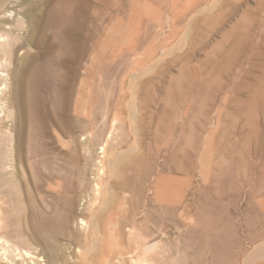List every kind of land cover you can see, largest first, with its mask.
Masks as SVG:
<instances>
[{
  "label": "rangeland",
  "instance_id": "1",
  "mask_svg": "<svg viewBox=\"0 0 264 264\" xmlns=\"http://www.w3.org/2000/svg\"><path fill=\"white\" fill-rule=\"evenodd\" d=\"M72 2L0 0V264H254L264 0Z\"/></svg>",
  "mask_w": 264,
  "mask_h": 264
},
{
  "label": "bare ground",
  "instance_id": "2",
  "mask_svg": "<svg viewBox=\"0 0 264 264\" xmlns=\"http://www.w3.org/2000/svg\"><path fill=\"white\" fill-rule=\"evenodd\" d=\"M74 1V0H73ZM56 2V1H55ZM70 2H72V0H60V4H58V6L57 7H55V9H54V12H53V14H54V16H58L60 13H62V10H68L69 9V7H72L73 5H72V3H70ZM83 4V3H82ZM57 5V4H56ZM85 7V6H84ZM71 9V8H70ZM53 11V10H52ZM70 11H72V10H70ZM51 13V12H50ZM52 14V13H51ZM71 14V13H70ZM73 14V13H72ZM62 15V14H61ZM61 17V16H60ZM95 31V30H94ZM97 33V32H96ZM1 38H3V36L1 37ZM68 42H69V39L67 40ZM71 41V40H70ZM3 45V44H2ZM87 45V44H86ZM105 45H102L101 47H100V49L102 48V47H104ZM64 47H66V41H65V46ZM68 47V46H67ZM99 49V50H100ZM70 56V55H69ZM73 56V55H72ZM4 88V87H3ZM1 103V102H0ZM6 104V103H5ZM98 129V128H97ZM113 136V135H112ZM111 137V136H110ZM106 145V144H105ZM103 150H102V152L104 153L103 154V157H105V152H106V147L105 146H102L101 147ZM116 152V151H115ZM118 156V154L117 153H112V152H110L109 154H108V159H109V163L110 164H112L113 163V161L116 159V157ZM100 158V157H99ZM121 158V157H120ZM117 160H118V158H117ZM117 160H116V163H117ZM103 161V160H102ZM111 166V165H110ZM106 168L107 167H105V165H103V163H102V173L103 174H105L106 173ZM101 171V170H100ZM108 172V171H107ZM111 178V177H110ZM100 186V185H99ZM98 186V187H99ZM100 189V187L98 188V190ZM105 190V195L108 197V188H105L104 189ZM98 193H100V191H98ZM102 193V192H101ZM109 198V197H108ZM108 198H106L105 197V200L106 199H108ZM263 210H264V207H263ZM97 221V220H96ZM256 222V220L255 219H253V220H251V222H250V225L251 226H253L254 225V223ZM96 223V222H95ZM93 227V226H92ZM100 227V226H99ZM97 229H98V224L96 223V224H94V227H93V231H92V233L95 235H97V233L98 232H101L100 230L99 231H97ZM259 237H264V221L262 222V221H260L259 220V228L254 232V233H252L251 235H250V239L252 240V241H254V240H256V239H258ZM146 238H148V235L146 234V233H142V234H140L139 235V237H137V238H134V244H135V247H136V251L138 250V251H141V248H140V243L143 241V240H146ZM1 239V238H0ZM263 244V243H262ZM264 245V244H263ZM155 247H156V245H155V243H153V244H150V245H146V247H145V249H144V251H142L144 254V256L143 257H138V258H135L134 256H133V254H132V252H129V255H130V258H131V260L133 261V263L134 264H155V260H154V257H153V255L151 254V252L152 251H154V249H155ZM257 247V246H256ZM257 249V248H256ZM169 250V249H168ZM8 251V249H6V248H4V253H5V256H6V258H8L7 257V255H6V252ZM261 251V250H260ZM142 252H139L140 254H142ZM3 253V254H4ZM24 253L26 254V255H28L29 256V251H24ZM121 255H124V251L122 250L121 252ZM168 253V252H167ZM24 254V255H25ZM31 254V253H30ZM106 253L103 251L102 253H101V258H103L102 259V262L104 261V260H106V255H105ZM139 254V255H140ZM141 256V255H140ZM0 257H1V252H0ZM114 257L117 259V256L116 255H114ZM248 257V256H247ZM253 257H255V255L253 256ZM258 257V258H257ZM257 261H254L255 263L254 264H264V250H263V252H261V253H259V254H257ZM3 258V257H2ZM90 258V257H89ZM250 258V257H249ZM110 259H111V257H110ZM247 259V258H246ZM253 259V258H252ZM248 260V259H247ZM124 261V259H122L121 260V262H123ZM89 262H91L90 260H89ZM88 262V263H89ZM93 262V261H92ZM248 262H250V261H248ZM252 263H253V261H252ZM102 264H107V260L105 261V262H103Z\"/></svg>",
  "mask_w": 264,
  "mask_h": 264
}]
</instances>
